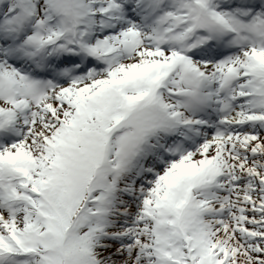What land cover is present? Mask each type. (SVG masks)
<instances>
[{
	"label": "snow or ice",
	"instance_id": "6c2138e0",
	"mask_svg": "<svg viewBox=\"0 0 264 264\" xmlns=\"http://www.w3.org/2000/svg\"><path fill=\"white\" fill-rule=\"evenodd\" d=\"M0 264H264V0H0Z\"/></svg>",
	"mask_w": 264,
	"mask_h": 264
}]
</instances>
